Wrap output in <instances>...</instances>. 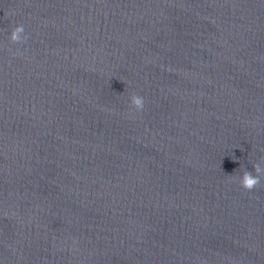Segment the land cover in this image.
Segmentation results:
<instances>
[{
	"label": "clouds",
	"instance_id": "obj_1",
	"mask_svg": "<svg viewBox=\"0 0 264 264\" xmlns=\"http://www.w3.org/2000/svg\"><path fill=\"white\" fill-rule=\"evenodd\" d=\"M9 39L12 43H21L25 39V27L23 24H17L11 28ZM131 107L133 110L140 112L145 107V99L139 94L133 93L130 97ZM242 167V166H241ZM253 171L244 169L242 175L238 177H230L238 180L240 186L245 190L251 192L254 189L261 187V178L264 177V167L260 163L253 165Z\"/></svg>",
	"mask_w": 264,
	"mask_h": 264
}]
</instances>
